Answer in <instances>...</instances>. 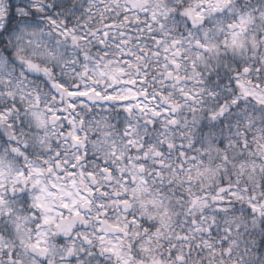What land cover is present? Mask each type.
Masks as SVG:
<instances>
[{"label":"snow or ice","instance_id":"obj_1","mask_svg":"<svg viewBox=\"0 0 264 264\" xmlns=\"http://www.w3.org/2000/svg\"><path fill=\"white\" fill-rule=\"evenodd\" d=\"M231 8L0 0V264H264V127L188 130ZM232 20L235 50L253 16ZM235 64L213 120L264 111V66Z\"/></svg>","mask_w":264,"mask_h":264},{"label":"clouds","instance_id":"obj_2","mask_svg":"<svg viewBox=\"0 0 264 264\" xmlns=\"http://www.w3.org/2000/svg\"><path fill=\"white\" fill-rule=\"evenodd\" d=\"M247 13L252 14L253 21L248 26L247 31L239 35V40L243 42L244 47L235 50L231 47H225V39L231 41V32L227 25L234 22L232 15L235 14L239 17V15ZM205 28L209 31V41L217 46L218 51L208 53L204 60L198 63L200 79L204 82L200 87H203L205 91L198 105L199 111L195 114L196 123L188 130L191 131L195 140L202 141L205 146L209 144L220 146L221 141L227 143L233 137L238 122H240L241 130L246 126V121H240V117L245 112L253 117L257 128L264 127V111L249 110L247 105L244 109L230 112L228 119L219 117L213 120L211 118L213 113L219 111V106L225 100L229 84L228 72L235 68L236 61L247 60L249 63L260 61L257 66H264V0H232V8L228 17L221 16L217 23L205 25ZM253 41H255V47ZM184 115L188 116L189 121L193 119L187 111ZM200 146V144L197 145V147ZM21 163L23 162L21 161ZM223 227L221 222V229ZM251 234L249 231L248 236ZM248 236H245L244 239H247ZM223 259L228 260L227 257Z\"/></svg>","mask_w":264,"mask_h":264}]
</instances>
